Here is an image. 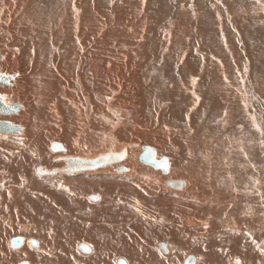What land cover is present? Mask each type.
I'll use <instances>...</instances> for the list:
<instances>
[{
	"label": "bare ground",
	"instance_id": "1",
	"mask_svg": "<svg viewBox=\"0 0 264 264\" xmlns=\"http://www.w3.org/2000/svg\"><path fill=\"white\" fill-rule=\"evenodd\" d=\"M39 5H42L39 0H0V74L9 78L8 82L0 83V97L10 107L9 111L0 112V121L18 127L14 132L0 130L5 134H0V143L3 142L0 144L3 145L0 168L9 167L18 173L8 187L0 182V231L9 232L4 240L0 233V260L4 264L21 261L29 264H123V260L125 264H264L261 249L254 251L253 257L248 259L249 252H235L231 245H226L240 236L250 239L255 235L256 240L262 239L264 231L259 229L264 227V208L261 204L257 217L251 216L254 207L250 205L233 208L239 214L238 222L243 228H237L236 236L232 234L231 238L224 231H236L233 212L227 211L230 209L227 207L222 209L220 217L203 218L202 203L209 196L201 189L204 184L244 191L243 175L235 172L241 170V165L253 153L249 145L259 150L262 143L260 140L252 143L251 136L238 139L235 132L238 128L248 130L247 126H251L249 109L243 99L249 93L251 96L256 94L260 95L263 104L264 88L255 85V91L254 88L241 91L236 87L239 88L237 92L223 83L216 63L198 55L201 49L196 45L200 46L201 40L190 48L193 54L189 53L183 59L177 51L185 42L180 43L169 35L167 39L162 38V34L147 40L148 34L138 22L132 24L127 13L120 11L119 16L111 18L105 0H58L52 11V23L44 19L52 13L43 17ZM122 9L126 11L125 7ZM128 36L131 37L126 38ZM124 59H131L136 73L141 76L131 82L132 87L121 81L128 76L126 71H120V60ZM222 59L225 75L229 77H234L236 71L246 65L244 60L240 61L237 69L236 61L230 56L225 54ZM158 64L173 66L174 71L181 64L174 76L181 78L177 81L178 86H168L166 93L159 96L167 100L166 105L159 103L156 94L157 88H162L161 83L155 86L148 79L150 70ZM149 71L150 75L146 77ZM194 78L198 81L186 92L185 87L190 85L189 81H195ZM198 86L208 96L190 115L195 130H181V136L175 138L176 120L188 118L191 102L187 101ZM127 89L144 95L141 102L145 106L150 103L154 106L158 116L154 114V119L149 114L145 116L146 131L128 134L132 135L128 139L115 133L103 135L102 131H91V126H87L79 138L78 122L94 123L95 116L105 114L106 104L114 108V101L115 104L125 103ZM119 90L115 100L110 102L113 91ZM208 107L213 108L214 116L222 115L227 120L223 132L231 134L212 138L218 136L216 130L222 124L210 125L213 136L204 129L202 115ZM142 108L145 109L143 113L148 110L143 105ZM40 120L48 122L45 126L52 128L54 135L42 138L45 133L39 130L37 121ZM52 122L61 125L56 127ZM57 141V148L63 149L59 152L52 148ZM145 146L155 149L158 159L162 155L168 157V174L139 162ZM69 158L106 163L84 168L76 162L71 165V170H64ZM205 160L210 163L208 167ZM121 166L126 170H119ZM156 173L161 174L162 188L168 185L174 189L166 187L168 197H161L157 202L146 197L142 199L143 195L138 193L134 195L137 199L134 201L111 200L116 199L112 196L113 189L105 188V192L97 189L98 186L103 189L104 185L119 184L112 179L130 181L132 176L144 178L143 175L155 176ZM60 174L63 178L57 179ZM227 174L232 175L230 179ZM167 179L179 183L172 186ZM247 184L251 193L260 191L259 186L254 188L249 181ZM211 193L218 196L215 188ZM25 196L26 205L18 210V198ZM2 202L7 205L14 202L10 212L2 211ZM244 209L248 215L236 212ZM5 218L8 220L4 221ZM254 223L260 224L259 228L254 227ZM157 231L156 239L159 240L154 244L151 237ZM17 236L24 237V243L14 248L11 239ZM32 239L38 241V246L31 245ZM19 242L15 241V245ZM163 243L165 250L161 247ZM83 244L89 247L88 251L82 250ZM129 247L136 251L126 250Z\"/></svg>",
	"mask_w": 264,
	"mask_h": 264
},
{
	"label": "rangeland",
	"instance_id": "2",
	"mask_svg": "<svg viewBox=\"0 0 264 264\" xmlns=\"http://www.w3.org/2000/svg\"><path fill=\"white\" fill-rule=\"evenodd\" d=\"M57 1L39 0V4H42L39 5L41 6L40 7L41 10L39 11L43 12L42 14L43 17L46 16V14H48L49 12L52 13L53 9L55 10L54 5ZM105 2H106V6L109 8L111 18H115L119 16L120 11L127 13L128 18L131 19L130 21L132 22V24L138 22V25H141L144 31L148 34L146 37L147 40L148 39L150 40V38L153 39L155 35L161 36L162 34L161 36L162 38H166V36L169 35L170 37L174 36V38H177L178 41H180V43L185 42V44H183V46L177 51V55L180 56L181 58L183 56L186 57L187 55L193 54V52L190 53L191 50L190 48L194 47L195 44L199 40H201L200 42H198L201 45L200 46L196 45L197 49H201L198 50V52L200 51L198 55L200 57L202 55V57L209 59L210 63L213 62L212 64L216 63V65L219 66V70L221 71L220 76L223 77L222 78L223 83L225 85L228 84L233 89H236L237 92H238L237 89L239 88L241 91L254 88L255 91L257 90L255 85L264 88V0H260V1L259 0H105ZM124 7L126 11L122 9ZM52 18H53V13L52 15L48 14V16L44 17V19H46L47 22L49 23L54 22L53 21L54 18L53 19ZM158 31L160 32V34ZM130 37L131 36H128L126 38H130ZM139 39L136 40L139 41ZM141 39L144 38L141 37ZM163 50L161 49V51ZM184 53L186 55H184ZM224 53L227 56H230L231 59L236 61V64L234 62V66L237 69H239L238 67L240 61L242 62L244 60V62L246 63V65L244 64L245 65L244 69H240V71L235 69L237 71L234 77L231 76L229 77L228 75H225L226 74L224 69L225 67L222 59V57L225 55ZM236 54L238 55L243 54V55L242 56L240 55V57L236 58L235 57ZM185 57H183V59ZM253 58H255L254 61L251 60ZM130 60L131 59L120 60V64H121L120 71H126L128 74L127 78L122 79L121 81L127 87H132L131 82L134 79L141 78V76L138 73H136V68ZM158 66L159 64L157 65V67L154 66L150 70L152 72L151 75L149 71L146 77L150 75L148 79L152 81V84L155 86H158L159 83H161L162 88H157L159 90L156 91L157 92L156 94H158L157 96L159 98V103L162 105H166L167 100L159 96H162L163 92L166 93V88L168 86L171 85H172L171 87L178 86L177 81L180 82L179 79L181 78L179 75H177V77L174 76L178 74L177 70L179 68L181 69L180 67L181 64L177 65V69H175V71L171 68L173 66L171 67L169 66L161 67V65L159 67ZM173 73L176 74L174 75ZM185 73L188 74L189 72L185 71ZM78 76L79 77L81 76L79 70H78ZM175 78L178 79L175 80ZM194 79L196 80L189 81L190 85L185 87L186 92L191 91L192 83L198 81V78H194ZM231 80H234L235 83L234 81ZM202 90L203 88L201 86H198L196 91L193 90L192 98L188 99L187 102L188 103L191 102L188 106L189 109L187 110L188 118L185 120H176L177 122L173 134L175 138L176 136L179 135L181 136L180 134L181 130H185V129L195 130V128L191 125L190 115L199 109L201 103H204L207 100L208 94ZM119 92L120 90L113 91L114 95L112 94L111 95L112 98H109L110 102H113L112 99L115 100L114 98H116ZM158 92L161 95H159ZM127 95L128 97L125 99L126 100L125 103L115 104L114 101L113 107L115 109L110 107V104L109 105L106 104V108H105L106 110L104 111L105 114L103 115V117L97 114L99 117L95 116L96 120L94 123L91 121H81L80 123L78 122V128H79L78 137L81 138V136L85 133L84 130L87 126L88 127L91 126L90 127L91 131H102L103 135L108 136L110 134L115 133L122 138L129 137L128 139L132 138V135L128 136V134H139L141 132H145L146 130L144 128V124L147 122L145 116L149 114L151 119H154L153 117L154 114L158 116L156 111L153 109L154 106L152 107V103H150L148 106H145L144 103L142 104L141 100L144 98V95L140 96L137 91L127 89ZM243 100L245 101L246 107L249 109L248 116L251 121V126H247L248 130H245L244 128H238L235 132V136L238 139H241V137L251 136L252 143L258 140H260L262 143V147L259 150H255L252 147V145H249V150H252L253 153H250L245 163L241 165L240 167L241 170H237L235 172V173H241V176L243 175V177L241 178L243 182L242 187L244 188V191L238 188L226 189L221 186L212 187L204 184L201 185V189L204 192H207V195L209 196V198L204 200L202 203V217L208 219H211L212 217L214 218L215 215L220 217L222 216V209L229 207L230 209L227 211L233 212L231 216L235 220L234 229L236 228V231L225 229L224 232H226V234L229 235L231 238H233L232 234L236 236L237 228H241V229L243 228V225H239L238 222V218H240L239 214L235 213L233 208H240V207L245 208L247 207V205H250L254 207V211L253 213H251V216H255V217H257V213L259 212L260 204L264 208V101L262 104L260 100V95L254 94V96H251L250 93ZM142 105L148 109L144 113L143 111L145 109L142 108ZM212 109L213 108L208 107L207 110H205L204 115H202V120H204L202 121V125L204 129L208 131L209 134H211V131L209 129L211 124L214 127H216L219 124H222V126L217 127L216 132L218 136H213L211 134V136H213L212 138L217 139L222 135L228 134L230 132L227 133L223 132L224 125L227 123V120H225L222 117V115L218 117L214 116L213 114L215 112L212 111ZM90 110L92 112H95L92 110V108ZM226 111L227 110H225V112ZM142 113L143 115H141ZM138 115L140 116L137 118ZM208 119H210V121ZM13 121L16 122L15 120ZM208 122L211 123L209 124ZM52 123L55 124L56 127H60L61 125L60 122H52ZM37 124L40 125L39 130L45 133L42 138L45 137L47 138L50 135H54L52 134V131L54 130L52 128H48L49 126L47 127L45 126L46 124H48L47 121L40 120L37 121ZM55 125H53L52 127H54ZM199 125L201 126L200 121H199ZM1 135H5V134L2 133ZM159 136L162 137L161 132L159 133ZM58 143L59 142L57 141L56 142L57 145H55V147L54 145H52V148L53 150L59 152L63 149L57 148L59 147ZM175 143L177 144L179 142L176 141ZM2 146H0V151L3 150ZM162 156H161L162 158L164 157L168 158L166 155H162ZM210 161H212V159ZM139 162L143 163L144 165L152 166L156 170H161L164 175L168 174L167 172H169L170 170L169 168L167 172H164L162 169L154 167L152 164L144 163L140 160ZM213 162L218 163L217 160H213ZM204 164L206 167H208L210 163L209 161L205 160ZM237 165L239 164L237 163ZM170 173H173V171L171 170ZM17 175H18L17 171L11 170L9 167L0 168L1 185L3 183V186L8 187L9 183L15 181ZM23 175L24 174L21 172L20 176L22 177ZM160 175H161L160 173H156L155 176L143 175L144 178H138L132 176L131 178H129L130 181L121 178H116L115 180L114 179L112 180L117 181V183L119 184L104 185L103 189H100V186H98L97 189L102 190L103 192H105V188L108 190L113 189L114 193L112 196L116 197V199H111V200L117 201V199L120 198L126 201L128 200L134 201L136 199V196L134 195L138 193L139 195H143L142 199L146 197V199L154 200L155 202H157L161 197L164 196L168 197V191H169L168 189L174 190L168 185H166L168 189L166 187L164 188L161 187L160 184L163 183H162V179L160 178ZM237 175L239 176V174ZM231 176H232L231 174H227L228 179H230ZM61 177L63 178L62 174H60L57 177V179H61ZM122 178H126V177H122ZM247 181L251 182L254 188L259 186L260 191H255L251 193V188L247 184ZM25 182L26 181H24V183ZM223 184L226 185L227 182H224ZM212 188H215L218 196L212 195L211 193ZM18 199H19V201H17L18 203L16 201L15 202L17 203L18 210H20L23 208V206L26 205L27 198L25 196V197H20ZM31 200L29 201L31 202ZM33 201L34 200H32V202ZM3 202H2L3 204L2 211L10 212V209H12L11 204L14 202H10L9 205L4 204ZM31 204L34 205L33 203ZM236 212L248 215V212L245 209L243 211H236ZM7 220L8 219L6 218L4 219V221ZM162 221L163 220H161V222ZM253 225L254 227L256 226L258 227L260 224L254 223ZM259 230L264 231V227H261ZM187 231L190 232V229ZM0 233H1V238L3 240L6 239L9 235L8 234L9 232H7L6 230H1ZM253 236L254 238H250V239L245 237L243 238V236H240L237 239L234 238L230 243H227L226 245L227 247L231 245L232 250H234L235 252L238 251L241 253L249 252L250 254L248 257L249 259L253 257L254 251L260 249L264 251V245H262V243L264 244V236L261 237L262 239L259 240H256L255 235ZM157 237H158V231L156 232V234L152 235L151 241L154 242L158 241L159 239H156ZM154 244H156V242ZM126 250H129L132 253L136 251L135 248L133 247L132 248L129 247V249ZM139 254L142 255L141 253ZM121 255L125 256L123 254ZM181 256H183V253L181 254ZM148 264H154V263H148Z\"/></svg>",
	"mask_w": 264,
	"mask_h": 264
},
{
	"label": "water",
	"instance_id": "3",
	"mask_svg": "<svg viewBox=\"0 0 264 264\" xmlns=\"http://www.w3.org/2000/svg\"><path fill=\"white\" fill-rule=\"evenodd\" d=\"M9 78H6L4 75H1L0 74V83H6L8 82ZM9 108L7 105L4 104L3 100L1 99L0 97V112H7L9 111ZM16 129H18V127L12 123H8V122H2L0 121V130L1 131H6V132H14ZM140 160L144 163H148V164H152L153 166L157 167V168H160L162 169L164 172H167L168 169H169V161L167 158H161V159H158L157 158V151L155 149H153L152 147H149V146H145L143 147V153L140 157ZM111 162H116V160H110ZM110 161H108L107 163H111ZM76 162H79L80 163V166L79 167H84V168H95V167H98V166H102L106 163V161H103V160H100L98 162H93V163H90V162H85V161H82L81 159L79 158H69L68 159V165L65 166L63 169L64 170H71V165L76 163ZM118 162V161H117ZM79 165V164H78ZM75 169V168H74ZM119 170H126L125 167L121 166L120 168H118ZM168 184L172 185V186H177L176 184L179 183L178 180H168L167 181ZM181 184H182V181H181ZM161 247L165 250L166 249V246L163 244H161ZM81 248L82 250H86L88 251V246L87 245H81ZM123 264H125V261L123 260L122 261Z\"/></svg>",
	"mask_w": 264,
	"mask_h": 264
},
{
	"label": "flooded vegetation",
	"instance_id": "4",
	"mask_svg": "<svg viewBox=\"0 0 264 264\" xmlns=\"http://www.w3.org/2000/svg\"><path fill=\"white\" fill-rule=\"evenodd\" d=\"M20 237V238H19ZM14 238H16V239H14ZM14 238H12L11 239V245L14 247V248H18V247H20L23 243H24V237H22V236H17V237H14ZM19 238V239H18ZM33 241L31 242V245L32 246H38V241L36 240V239H32ZM15 241H16V243H18L19 241V244H16L15 245ZM18 245V246H17ZM16 246V247H15ZM12 262H13V257L12 258H9ZM1 261V260H0ZM2 262V261H1ZM0 262V263H1ZM3 263V262H2ZM21 264H29V262L28 261H21L20 262ZM19 263V264H20ZM4 264V263H3ZM9 264H13V263H9Z\"/></svg>",
	"mask_w": 264,
	"mask_h": 264
}]
</instances>
